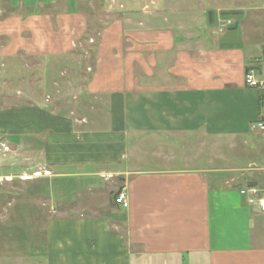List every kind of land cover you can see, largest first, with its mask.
<instances>
[{
  "label": "crops",
  "instance_id": "crops-1",
  "mask_svg": "<svg viewBox=\"0 0 264 264\" xmlns=\"http://www.w3.org/2000/svg\"><path fill=\"white\" fill-rule=\"evenodd\" d=\"M258 9L264 13L252 11ZM234 16L223 32L220 19L211 20V32L205 26L182 32L183 23L152 27L147 19L115 17L97 32L83 101L90 113L58 119L20 109L11 112L10 131L0 113V132L31 171L16 175L27 183L26 203L4 199V191L21 188L5 182L13 181L9 174L0 177V221L14 228L0 230V262L12 247L25 250L28 264H264V211L240 192L264 191L255 177L263 167L246 150L264 155L263 134L249 135L264 118V90L245 85L248 69L264 66V43L246 34L244 16ZM86 19L68 9L12 11L0 17V37L12 40L4 51L66 54L86 31ZM220 33L217 41L212 35ZM187 136L201 143V155L187 163L201 157L208 165L178 166L177 157L165 154L169 139ZM26 138L27 148L18 144ZM148 148L156 165L147 167L141 163L151 158ZM241 160L251 167L243 178L233 174ZM118 185L127 207L109 195Z\"/></svg>",
  "mask_w": 264,
  "mask_h": 264
},
{
  "label": "rangeland",
  "instance_id": "rangeland-1",
  "mask_svg": "<svg viewBox=\"0 0 264 264\" xmlns=\"http://www.w3.org/2000/svg\"><path fill=\"white\" fill-rule=\"evenodd\" d=\"M34 2H36L34 7L42 12L61 13L68 9L73 13L78 11L85 13L87 16L86 31L76 40L72 51L51 56L30 55L22 51L17 53L9 50L4 51V46L9 45L12 40L5 36L0 37V113L2 114L3 127L9 125L4 128L7 131L12 129L11 125L14 115L11 112L20 109L24 111L30 109L41 111L40 109H42L44 114L55 115L58 119L76 118L79 114L90 113V105L87 104L88 102L83 104V101L87 100L84 90L92 72L91 66L97 45V32L115 17L129 16L135 21L148 20L146 23L152 27H166L176 25V23H183L182 32L187 29L195 32L198 31V28L201 29L205 26L204 32H209L210 29L212 31V25H214L211 20H216L217 23L219 19L223 20L229 17L232 21L234 20V15L238 14L242 15V17L244 16V20H246L245 24L248 27L246 34L249 38L258 39L260 43H264V19H262L264 18V13L260 12L259 9L258 12L252 11L259 7L264 8V0H0V17H6L12 11L18 9L22 11L33 10L35 8L32 3ZM234 10H239V12ZM247 18L249 19L247 20ZM251 24H253V28L250 29L249 25ZM208 28L209 30H207ZM249 30H252V33H248ZM221 34L212 36L218 41L225 33ZM237 35L238 32H234L228 36ZM178 36H180V32H178ZM260 62L264 65V61ZM257 70L262 72L264 66L260 65ZM99 113H101L100 120L104 119V111L101 109ZM100 127L103 128V126ZM254 132L256 131H252V134L249 133L252 139L257 138V135H253ZM8 136V134L5 135L0 132V177L1 180H5L4 175L9 174V178L13 179V181L5 182H11L10 184H14L13 186L18 185L21 190L19 191L18 187H16L15 191L6 190L4 191L6 195L3 198L15 197L20 200V203H26L29 201H24L21 196L28 195V192H25L27 183L24 184L16 175L22 171L31 172L28 171L27 166L29 160L17 157L16 143ZM259 137L263 138L264 135H259ZM186 139L191 141L190 144L185 141ZM28 140L26 138L24 144L18 141L20 142L18 144L27 148ZM167 142L169 143L164 144L165 154L177 157L178 166L188 164L191 167H197L209 164L208 161L201 157L193 164L187 163L186 158L198 154L201 155V143L194 141L193 136L184 137L180 141H176L175 137H172ZM210 144L213 147L212 143ZM259 147L261 148V146H258L256 149H259ZM25 148L22 151H25ZM215 149L212 150L214 154L218 152ZM246 150L248 152L254 150L253 154L258 158L255 161V165L263 167L262 169L259 168V172H255V177L264 186V155L255 150L254 147H249ZM146 152L151 158L147 160V163L145 161L141 165L147 167L156 165V160L153 158L156 155L153 153L152 148H148ZM35 161L37 163L41 162L39 158L35 159ZM246 161H238L239 165L233 171L234 175L243 178V176L245 177L249 174L251 167L248 166ZM215 165H219L218 160L215 161L213 166ZM14 177L17 179H14ZM103 178L106 180L112 179L111 175L103 176ZM119 186L115 191L113 190L114 193L109 191V195L114 194L115 197L121 190ZM103 188H109V185ZM259 192L258 190L257 199L261 197ZM260 194L264 196V191H261ZM18 196L21 198H18ZM101 197H95L91 202L104 199L103 195ZM9 207L12 208V202ZM53 207L56 208L55 205ZM41 208L47 209V207L43 206ZM93 209L96 208L91 207L89 210L92 211ZM55 214L56 212L53 213V215ZM13 226L15 227V224ZM20 226L24 228V225ZM6 229L11 230L14 228L11 227L10 223L7 224L1 220V232L7 231ZM10 242L14 243V239ZM26 249H28V245ZM3 251L5 258L0 264L29 263V257L24 249L19 250L23 255L19 254L18 249H13L12 247H5Z\"/></svg>",
  "mask_w": 264,
  "mask_h": 264
},
{
  "label": "built area",
  "instance_id": "built-area-1",
  "mask_svg": "<svg viewBox=\"0 0 264 264\" xmlns=\"http://www.w3.org/2000/svg\"><path fill=\"white\" fill-rule=\"evenodd\" d=\"M232 21L223 19L218 26V32H223L227 27L231 26ZM264 61V59H263ZM245 85L258 90H264V70L262 72L257 69L250 68L245 74ZM250 129L264 135V121H256L250 125ZM242 194L249 195V202L255 203L258 190L255 187H247L240 191ZM115 202L122 207H127L128 202L124 190H120L115 196ZM260 210L264 211V198L259 197L257 200Z\"/></svg>",
  "mask_w": 264,
  "mask_h": 264
},
{
  "label": "trees",
  "instance_id": "trees-1",
  "mask_svg": "<svg viewBox=\"0 0 264 264\" xmlns=\"http://www.w3.org/2000/svg\"><path fill=\"white\" fill-rule=\"evenodd\" d=\"M262 121H264V118L263 119H261Z\"/></svg>",
  "mask_w": 264,
  "mask_h": 264
}]
</instances>
